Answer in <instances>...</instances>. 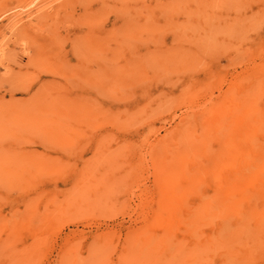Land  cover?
<instances>
[{"label": "rangeland", "instance_id": "obj_1", "mask_svg": "<svg viewBox=\"0 0 264 264\" xmlns=\"http://www.w3.org/2000/svg\"><path fill=\"white\" fill-rule=\"evenodd\" d=\"M263 70L264 0H0V264H188L163 177ZM63 94L76 125L57 131Z\"/></svg>", "mask_w": 264, "mask_h": 264}, {"label": "bare ground", "instance_id": "obj_2", "mask_svg": "<svg viewBox=\"0 0 264 264\" xmlns=\"http://www.w3.org/2000/svg\"><path fill=\"white\" fill-rule=\"evenodd\" d=\"M243 81L248 85L242 86ZM240 84V97L228 109L220 110L215 126L205 131L204 139L187 128L185 150L177 158L187 167L163 177L167 188H171V195L160 204L172 220L166 223L167 234L182 230L187 235L186 241L191 244L188 264H264V70L249 81L240 80L239 88ZM17 91L28 89L12 85L9 95L14 102ZM73 98L65 94L56 97L59 107L52 122L57 131L76 125V115L70 109ZM227 114L230 118L233 115L228 124ZM226 130L228 141L222 148L227 152L226 160L217 166L207 137L210 131L219 134ZM203 160L213 166H205ZM210 176L224 180L216 187L219 199L196 206L185 203V196ZM185 187L188 192L184 193ZM160 219L161 213H156L155 220Z\"/></svg>", "mask_w": 264, "mask_h": 264}]
</instances>
